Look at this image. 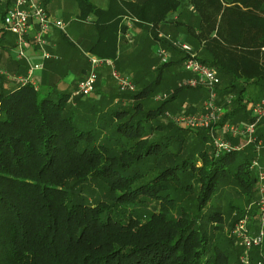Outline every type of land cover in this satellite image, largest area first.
<instances>
[{
	"label": "trees",
	"instance_id": "trees-1",
	"mask_svg": "<svg viewBox=\"0 0 264 264\" xmlns=\"http://www.w3.org/2000/svg\"><path fill=\"white\" fill-rule=\"evenodd\" d=\"M158 1L163 16L137 19L165 22L177 2ZM208 4L216 14L201 19L205 34L199 39L208 53L198 60L216 73L218 96L225 102L231 96L221 123H249L247 86L264 99V0ZM79 7L81 20L95 16L97 37L89 53L113 61L118 71L120 19L90 0H80ZM171 42L160 44L176 52ZM182 62V55L164 65L158 59L156 82L140 88L133 83L134 92L102 89L96 81L90 95L71 100L36 78V87L15 83L13 78L26 76L20 62L13 73L0 65V264H242V246L223 230L226 225L230 233L246 211L227 203L224 219L219 202L231 191L247 203L257 200L250 169L255 148L216 154L209 131L161 119L189 88L177 87L154 109L142 105L164 71ZM104 102L111 108L102 111ZM256 135L264 139V120ZM248 258L264 264V242Z\"/></svg>",
	"mask_w": 264,
	"mask_h": 264
},
{
	"label": "crops",
	"instance_id": "crops-1",
	"mask_svg": "<svg viewBox=\"0 0 264 264\" xmlns=\"http://www.w3.org/2000/svg\"><path fill=\"white\" fill-rule=\"evenodd\" d=\"M79 1L34 0L35 3L41 5L46 10L50 17L62 21L65 25V32L54 29L46 37V45L43 49L51 56L48 60L41 58V50L33 44L26 50L24 58L17 59V39L13 34H11L13 37L9 36L10 33H6L1 28L0 21V65H3L4 70L8 73L16 72L18 68L15 63L20 62L25 65L26 70L24 72L26 74H24L27 75L34 65H41V69L33 71V79L36 78L35 80L40 83L43 81L45 83L44 88H49L53 91L55 90L54 83L60 81L65 90L68 89L62 92L71 95L70 100L71 98L73 99L72 96L76 91L77 84L81 81V78L85 77L84 73L88 69V57H95L89 53V48L96 41L97 37L96 31L93 29L95 16L88 14L86 19L81 20ZM147 1L149 0H90L92 4L103 10L109 9L110 14H116L120 19V31L117 38L114 62L116 65L118 63V72L129 77L133 83H137L138 88L145 81L151 79L152 75L157 76L158 58L156 57V50L162 47L160 44L161 40H175L186 43L200 57L207 54L208 51L204 49V41H200L199 39L201 32L205 34V31L201 30V19L207 16V14L213 17L216 14L214 5H207L208 0H174V2H177V5L172 8L173 10L166 12L164 16L166 18L165 22L157 24L147 23L138 20V15L145 13V17L151 19L156 16H163L164 14L158 0L155 1V5L151 6L148 11L141 12L142 6ZM231 1L220 0L222 5L226 7ZM9 7L10 0H0V13L5 12ZM220 15L221 12L217 17ZM66 17L68 18L67 23L64 21ZM36 31L37 27L32 24L29 32L30 41H32V37ZM63 34H66L68 38L63 36ZM215 34L216 32H211L210 36L215 37ZM166 51L169 55V61H178L181 55L183 56L180 50V52L178 50L176 52ZM261 52H264V48L261 49ZM12 55L17 60L15 63ZM176 67L182 68V64L176 65ZM107 76H111L110 70L106 67L100 69L97 84L102 89L110 87ZM186 78H188V75L184 77V79ZM218 104L225 110V114L230 112L229 104L219 96ZM201 110L200 108L196 113ZM245 111L250 117L249 112L246 109ZM246 124L248 123L241 121L234 125L242 126ZM215 132H217V136L229 138L228 136L225 137V133L220 129V126L216 128ZM232 141L234 145H239L241 139H232ZM256 153L257 159L255 160L264 169V150ZM247 212L248 215L252 212L255 218L254 221H250L252 227L257 221L255 211L254 209H249Z\"/></svg>",
	"mask_w": 264,
	"mask_h": 264
},
{
	"label": "built area",
	"instance_id": "built-area-1",
	"mask_svg": "<svg viewBox=\"0 0 264 264\" xmlns=\"http://www.w3.org/2000/svg\"><path fill=\"white\" fill-rule=\"evenodd\" d=\"M32 24L37 27V31L33 35L32 41H30L29 32ZM1 27L4 31L16 37L17 59L24 58V54L31 47V44L41 50L42 59H50L51 56L43 49L46 45V37L54 29L65 32L63 22L50 17L46 10L35 3L34 0H10V7L3 16ZM171 43L183 53L182 69L188 74V78L180 81L177 87L203 88L207 91V98L202 110L198 113L176 115L165 113L168 122L184 129L209 131L216 154L239 151L250 145L255 148L256 152L264 150V139L258 138L256 135L258 124L264 120V99L247 105L246 109L251 118L248 124L236 126L227 121L221 123L225 110L218 104L217 86L219 79L216 73L198 60L196 52L190 45L179 41H172ZM156 57L161 65L169 62V55L162 47L156 50ZM103 67L110 70V75L120 93L135 91V86L131 79L116 71L113 61L90 56L88 57V72L77 84L76 91L72 97L90 95L94 91L98 72ZM38 69H41V65H34L25 77L19 76L13 78V80L18 85L29 83L36 87L33 71ZM166 99H168V95L155 98L156 101H164ZM230 100L231 96L226 99V102L229 104ZM219 124L220 129L229 138H223L215 134L214 131ZM232 139H241V142L239 145H234L231 142ZM250 169L255 172L257 182L258 198L253 205L257 221L251 227L249 215L246 212L242 218L234 223L229 233L242 246L243 253L240 256L242 264H249L248 253L250 250L253 247L262 246L264 242V169L257 160L251 162Z\"/></svg>",
	"mask_w": 264,
	"mask_h": 264
},
{
	"label": "rangeland",
	"instance_id": "rangeland-1",
	"mask_svg": "<svg viewBox=\"0 0 264 264\" xmlns=\"http://www.w3.org/2000/svg\"><path fill=\"white\" fill-rule=\"evenodd\" d=\"M64 21L67 23L68 22V18L66 17V19H64ZM9 35V34H8ZM64 36H66V34H63ZM11 36V34L9 35ZM71 37V35H69ZM13 37V36H11ZM67 37V36H66ZM68 38V37H67ZM72 38V37H71ZM14 58V55H12V59ZM181 74H186V72L183 71L182 68L180 67H173L172 69H167V71L165 70L163 75H162V79L161 82L155 84V86H152L153 88L151 89V95L148 99L143 100L142 101V105L145 111L149 110V109H154L155 107H157L161 102L163 101H156L155 98L157 96H164V95H170L171 93H173V91L177 88V85L179 83V79L178 76ZM110 86L113 85L116 87V83L115 81L112 79L111 76H107ZM82 79V78H81ZM148 84H151L152 82H156V75H152V78L146 81ZM146 82L143 83L146 84ZM13 84V83H12ZM11 81L8 82V85H12ZM55 84V90L57 92H62L63 90L66 91L68 89L65 90L63 84L60 81H56ZM142 84V83H141ZM140 85V86H143ZM247 97L250 100V104L252 103H256L259 101V99H261L259 97V91L258 88H256L255 86L249 85L247 86ZM207 98V92L203 89H182V91H180L178 93V96L176 97V99L172 100L169 104H168V108L166 113H172V114H184V113H190V114H195L198 110H200V108L202 109L203 107V103L205 101V99ZM122 104L125 103V101H121ZM121 103L118 102L117 104L113 105H120ZM221 104V103H220ZM109 104L107 102H104L103 104L100 105V109L102 111H106L108 109H110L111 107H107ZM124 106H126L125 104H123ZM161 119H166L165 115H163V117ZM262 151V150H261ZM255 194L252 196L254 199ZM254 202L251 199L250 202H246V198L242 195L234 191L229 192L228 194H224V197L221 198V201L219 202V205H221V210L223 211V216L224 219H226V212H227V208L226 205L227 203H230L232 206H235L237 208H239L240 210L243 211H248L249 209H253L254 208ZM235 215V212L232 213V216ZM249 220L250 221H254L255 218L253 216V213L251 212L249 214ZM224 234H228L229 235V228L225 225L224 226V230H223ZM234 246V243H233Z\"/></svg>",
	"mask_w": 264,
	"mask_h": 264
}]
</instances>
